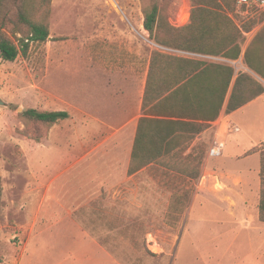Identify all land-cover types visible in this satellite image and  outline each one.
<instances>
[{
	"label": "rangeland",
	"instance_id": "rangeland-1",
	"mask_svg": "<svg viewBox=\"0 0 264 264\" xmlns=\"http://www.w3.org/2000/svg\"><path fill=\"white\" fill-rule=\"evenodd\" d=\"M151 3L52 0L36 16L49 40L13 61L0 56V264H264V107L224 111L183 154L133 175L116 146L123 119L91 55L147 66L160 48L143 25ZM160 4L171 24L189 23L191 0ZM237 10L244 29L257 24ZM29 108L69 117L27 122ZM218 138L225 148L212 157Z\"/></svg>",
	"mask_w": 264,
	"mask_h": 264
},
{
	"label": "trees",
	"instance_id": "trees-1",
	"mask_svg": "<svg viewBox=\"0 0 264 264\" xmlns=\"http://www.w3.org/2000/svg\"><path fill=\"white\" fill-rule=\"evenodd\" d=\"M51 1L0 0V56L3 59L13 61L20 53L28 54L31 45L49 40L48 21L36 16L48 15ZM151 1L144 8L143 25L160 48L152 51L149 61L142 102L145 115L139 120L129 175L165 157L180 156L179 153L185 152L217 120L224 108L233 112L264 93V85L248 72H239L234 79L236 70L230 63L187 57L163 49L231 61L239 59L243 31L230 15L237 0H191L190 21L183 26L170 23L160 0ZM263 44L264 27L247 48L244 61L264 78ZM21 115L27 122L52 125L68 118L69 112L29 108ZM254 151L253 148L250 152ZM199 175L200 171L194 172L196 178ZM260 179L259 218L264 222V152Z\"/></svg>",
	"mask_w": 264,
	"mask_h": 264
},
{
	"label": "crops",
	"instance_id": "crops-1",
	"mask_svg": "<svg viewBox=\"0 0 264 264\" xmlns=\"http://www.w3.org/2000/svg\"><path fill=\"white\" fill-rule=\"evenodd\" d=\"M230 15L233 19H236L233 16V14ZM189 18L190 17L187 18V21L189 20ZM256 19H257V24L250 30L244 29L242 25L240 26V24L235 21L236 24L243 31L242 53L241 56L239 57V59L242 60L243 68L242 70L241 69L238 70L235 68L236 74L234 79L237 77L239 72H248L264 85V78L261 77L256 71L251 69L244 61V56L247 48L250 46L256 35L260 32V30L264 27V13L259 17H256ZM262 46L264 47V44ZM168 51L174 52L176 54L179 53V52L177 53V50H173V49H169ZM98 54L100 53L96 52V56L91 55L92 66L93 68L95 67L97 71H101L103 73V77L105 78L106 87H107L105 93L106 95L109 94L112 95L113 97L112 101L115 102V105L117 106V109L119 111L117 116L123 119V125L121 127V131L120 133H117L115 142H116V146L122 147L123 149L126 150L125 153L126 164H129L138 130L139 120L142 116L145 115L142 109V102L146 88L149 63L147 66H144L137 63H130L128 61H124V59L122 58H117L112 62H104L105 64H103L97 60ZM180 55L187 57L188 56L197 57V58L204 57L203 59L205 60H208L206 58H221L225 63L232 64L231 60H227L222 57H212V56L197 54L188 51L187 52L183 51V54ZM208 61H212V60H208ZM100 92L103 94L102 88L100 89ZM255 105H260L261 107H264V93H262L260 96L253 99L249 103L245 104L244 106L240 107L239 109L230 113L233 116H236L238 113L246 112V110H249L251 107ZM224 111H226V108L222 110L220 116L223 114ZM237 127H239V130L234 132L236 133L241 132L242 127H240L239 125ZM206 132L207 131L205 130V132H202L201 135H203ZM255 153L256 152H253L250 155ZM239 169L245 170V168H241L240 166Z\"/></svg>",
	"mask_w": 264,
	"mask_h": 264
},
{
	"label": "built area",
	"instance_id": "built-area-1",
	"mask_svg": "<svg viewBox=\"0 0 264 264\" xmlns=\"http://www.w3.org/2000/svg\"><path fill=\"white\" fill-rule=\"evenodd\" d=\"M238 10L242 16L247 18H256L264 13V0H237ZM231 131H238L239 127L231 126ZM225 148V142L218 138L210 148L209 155L212 157H219L222 155Z\"/></svg>",
	"mask_w": 264,
	"mask_h": 264
},
{
	"label": "water",
	"instance_id": "water-1",
	"mask_svg": "<svg viewBox=\"0 0 264 264\" xmlns=\"http://www.w3.org/2000/svg\"><path fill=\"white\" fill-rule=\"evenodd\" d=\"M4 102L0 99V104H3ZM0 180H1V176H0Z\"/></svg>",
	"mask_w": 264,
	"mask_h": 264
}]
</instances>
